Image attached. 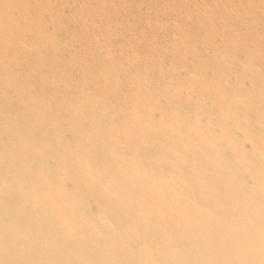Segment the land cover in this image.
Segmentation results:
<instances>
[{
  "label": "bare ground",
  "instance_id": "bare-ground-1",
  "mask_svg": "<svg viewBox=\"0 0 264 264\" xmlns=\"http://www.w3.org/2000/svg\"><path fill=\"white\" fill-rule=\"evenodd\" d=\"M0 264H264V0H0Z\"/></svg>",
  "mask_w": 264,
  "mask_h": 264
},
{
  "label": "rangeland",
  "instance_id": "rangeland-1",
  "mask_svg": "<svg viewBox=\"0 0 264 264\" xmlns=\"http://www.w3.org/2000/svg\"><path fill=\"white\" fill-rule=\"evenodd\" d=\"M140 37L142 36L141 34H138Z\"/></svg>",
  "mask_w": 264,
  "mask_h": 264
}]
</instances>
